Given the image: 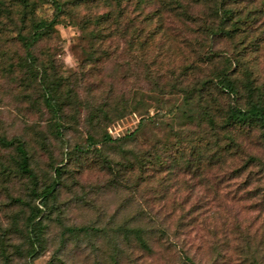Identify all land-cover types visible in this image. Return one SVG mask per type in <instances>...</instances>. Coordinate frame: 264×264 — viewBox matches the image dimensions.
Listing matches in <instances>:
<instances>
[{
    "label": "rangeland",
    "instance_id": "1",
    "mask_svg": "<svg viewBox=\"0 0 264 264\" xmlns=\"http://www.w3.org/2000/svg\"><path fill=\"white\" fill-rule=\"evenodd\" d=\"M3 1L0 133L25 142L39 189L56 180L59 190L51 198L50 208H41L48 226L47 248L40 256L31 258L21 249L25 243L21 229L31 211L17 204L14 198L23 197L32 205L43 206L40 198L31 193V179L18 171L15 147L0 146V161L9 166L0 182V264H50L51 260L54 264H117L112 241L114 229L135 223L132 220L137 214L161 219L168 212H173L167 223L174 229L181 219L179 215L193 209L195 203L199 204L193 212L195 217L182 220L187 229L176 236L177 247L164 250L156 243L155 253L146 257L145 264H182L180 248L199 264H264L262 130L257 126H236L229 133H221L217 145L213 135L204 138L203 148H211L210 154L219 149L222 158L213 163L206 160L199 172L187 170L186 159L182 158L183 151L188 157L191 151L186 141L204 137V133L189 121L190 104L186 93L172 86L174 77L185 76L186 72L194 80L212 76L224 65L225 54L216 59L215 66L209 63L204 56L208 52L206 47L199 46L195 40L191 47L184 33L191 31L183 29L168 15L162 19L164 35L158 34L155 41H148L139 51L135 44H129L131 34L124 35L114 29L98 30L92 18L95 14L82 6L80 17L74 16L75 12L72 16H62L56 25L55 38L36 48L37 55L51 52L54 58L51 73H56L62 82L64 110L59 122L62 135L58 137L54 135L55 119L45 106L40 85L28 79L23 67L27 52L18 37L21 1ZM32 1L38 2L37 16L52 18V4ZM83 18L90 19L86 28L80 24L86 23ZM258 25L250 33V41L241 35L222 38L214 49L227 55H242L246 65L255 70L254 78L264 85V16ZM256 37L258 49L250 46L255 42L251 38ZM248 41L250 48L245 50ZM159 44L161 49L156 48ZM135 51L146 66L153 65L151 59L155 58V71L163 76L162 80L153 68L150 73L153 77L146 69L132 71ZM109 55L111 59L103 61ZM42 57L47 58L45 54ZM195 69L198 73L193 74ZM212 96L217 98L211 100L215 108L226 107L232 99L215 89ZM113 98L128 101L125 116L111 122L101 115L95 118L98 109ZM172 109L174 113L166 114ZM218 119L219 125H223ZM106 131L114 139L137 131L139 140L126 146L128 151L149 153L153 159L160 154L164 161H169L167 168L159 172L137 167L132 172L131 152L125 154L119 147L101 142L87 151L78 148L87 144L89 133L101 139ZM230 134L235 135L233 146ZM107 158L111 159L113 170L108 167ZM173 158L177 159L176 165L172 164ZM56 167L61 169V177L55 174ZM84 225L107 228L109 234L82 236L79 240L66 233L68 227ZM65 237L69 238L67 250H61ZM3 244L11 257L7 262Z\"/></svg>",
    "mask_w": 264,
    "mask_h": 264
},
{
    "label": "trees",
    "instance_id": "2",
    "mask_svg": "<svg viewBox=\"0 0 264 264\" xmlns=\"http://www.w3.org/2000/svg\"><path fill=\"white\" fill-rule=\"evenodd\" d=\"M20 1L23 10L20 16L21 25L18 27V37L27 52L23 67L29 74L28 79L40 85L45 106L55 119L54 135L58 137L62 135L59 123L64 110L62 82L58 79L56 73H51V70H54V58H52L51 52L49 50L41 52L40 54H45L47 57L43 58L42 55L36 54V48L42 42L51 41L55 38L56 25L62 16H72V13L75 12L74 16L80 17L81 8L85 6L88 10L91 9V14H95L90 16H93L92 18L98 30L114 29L124 35L129 36L131 34L129 44L131 46L135 44V48L139 51L148 44V41H155L158 34L164 35L166 29H164L162 19L165 15H168L183 29L191 31V33L183 31L186 38L189 39L190 43L188 44L191 47L195 45L194 40L199 43V46L206 47L208 52L204 56L207 57L209 63H213L215 66L216 59L225 54L224 65L216 69L212 76L194 80L186 72L185 76L174 77L173 80L172 86L186 93L187 101L190 104L187 112L189 121L204 133V137H191L189 141H186L191 146L189 157L186 156V151L182 152V158L186 159L185 168L187 170L199 172L206 160L209 161L208 163L221 160L222 155L219 149L210 154L209 150L211 148L205 146L203 148L204 138L207 139L213 135L215 145H217L220 134L231 132L230 129L233 127L257 126L262 130L264 139V85L258 83L254 78L255 70L249 64L246 65L242 55H227V53H221L219 50L214 49L218 40H222V38L234 39L241 35L244 39L250 41V33L255 32L253 28L259 26L258 22L264 16V0H39L41 3L52 4L54 8L52 18L36 15L39 6L37 1ZM3 5L4 1L0 0V11ZM94 8L100 10L95 11ZM84 20L85 18H83ZM85 22L80 23L83 24L82 28H86V24L90 23V19H86ZM251 40L255 41L253 44L251 43V47L260 48L259 46L256 47L259 41L258 37L251 38ZM249 41L244 46L245 50L250 48ZM156 48L161 49V44ZM137 52L135 51L133 55L132 71L136 70L138 73L141 69H146L148 72L150 71L149 75L153 77L151 75L153 68L159 79L162 80L161 77L163 76L155 71L157 65L155 58L153 57L154 60L151 59L153 65L150 63L149 66H146ZM107 59H111V55L105 57L103 61H107ZM196 71L197 69L193 70V74H196ZM123 73H127V71H123ZM213 89L226 93L232 98L226 107H213L212 101L217 100L212 96ZM127 102L123 98L121 101L113 98L110 103L107 102L104 107L98 109L99 114H95V118L99 119L101 115L106 117L109 122L123 118L126 114ZM172 113H174L173 109L166 112V114ZM218 117L223 121V125H219ZM181 134L178 135L182 138ZM229 138L233 146L236 143L235 135L230 134ZM138 140L137 131L115 139L107 131L101 139H97L94 134L89 133L86 139L87 144L79 145L78 148L81 151H87L95 148L100 142L105 146L114 145L119 147L125 154L128 152L133 153L134 160L129 166L132 172L137 167L142 171L149 168V170L161 172V170L166 169L168 166L166 162L169 161H164L160 154H156L153 159L149 153L138 154L135 151H128L126 146L134 145ZM184 141L185 139L182 140V142ZM182 145L185 146L184 143ZM0 146L3 148L15 147L18 171L22 176L31 179V193L40 198V204L43 206L32 205L23 197L14 198L17 204L20 203L30 208V215L26 219L24 229H21L25 237V243L21 246V249L25 250L27 256L35 258L43 254L49 241L48 232L46 231L48 226L45 225V215H42L43 209L41 208H50V200L52 197H56L59 183L55 180L54 183L39 189L38 176L30 164V154L23 140L9 138L0 133ZM173 159L172 164L176 165L177 159ZM106 161L108 167L113 170L111 159L107 158ZM169 166L171 165L169 164ZM55 170L57 177H61V169L56 167ZM8 171L9 166L0 161V182ZM116 173L119 174V169ZM121 176H124V174H121ZM246 182H249V180H246ZM195 205L193 209L191 208L184 214L179 215L181 217L178 220L180 223L178 222L174 229H171L170 224L167 223L173 216V212L166 213V217L161 219L153 215L141 216L137 214L132 220H135V223L118 226L114 229L112 239L116 249L115 262L117 264H145L146 257L155 253L156 243L161 244L164 250L168 247L170 249L173 246L177 247L176 236L181 235L187 229L186 223L182 220L187 216H190V218L195 217L193 212L198 210L199 204ZM66 233L70 234V238L79 240L82 236H100L103 233V237H106L109 234L107 228L93 225L68 227ZM68 239V237H65L62 240L63 248H60L61 250H67ZM127 246L130 248H126ZM3 249L7 262L11 260V257L6 254V244H3ZM181 252H183L180 254L182 264H199L186 253L184 248L179 249L178 253ZM54 263L53 260L50 261V264Z\"/></svg>",
    "mask_w": 264,
    "mask_h": 264
}]
</instances>
